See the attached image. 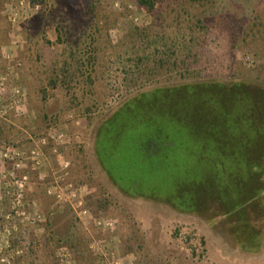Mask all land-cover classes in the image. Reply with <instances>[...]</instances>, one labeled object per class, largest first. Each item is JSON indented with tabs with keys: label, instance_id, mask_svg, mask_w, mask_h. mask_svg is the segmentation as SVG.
Segmentation results:
<instances>
[{
	"label": "rangeland",
	"instance_id": "obj_1",
	"mask_svg": "<svg viewBox=\"0 0 264 264\" xmlns=\"http://www.w3.org/2000/svg\"><path fill=\"white\" fill-rule=\"evenodd\" d=\"M25 1L30 7L22 9L21 23L13 27L8 13L20 0H0V46H15L21 63L15 83L27 90L34 110L30 118L6 121L15 128L6 144L38 147L45 160L27 171L20 199L12 182L4 188L0 181V195L9 196L0 197V264H27L21 257L42 241L49 212L61 206L66 211L51 219L56 231L82 228L90 250L103 256L104 264L109 256L91 249L94 241L115 249L129 264H264V0H155L153 12L139 0ZM35 4L41 6L37 11ZM130 25L173 31L177 59H185L179 71L159 77L141 70L137 77L125 73L117 62L125 50L118 44ZM46 41L52 43L45 50L50 68L53 60L63 65L72 52L86 57L94 45L105 58L94 73L74 65V79L46 83L35 64ZM38 76L41 90L36 82L25 83ZM132 106L156 120L153 126L140 121L131 142L150 139L159 155L169 157L159 158L149 173L169 190L183 180L178 194L185 205L132 195L106 172L98 154L99 133L118 110ZM181 123L199 137L214 138L213 159L206 156L208 145ZM56 128L67 132L68 142L57 144L49 137ZM135 148L131 158L138 163L142 156ZM55 180L82 187L92 212L116 219L117 228L104 231L85 223L69 203L49 196L46 185Z\"/></svg>",
	"mask_w": 264,
	"mask_h": 264
},
{
	"label": "trees",
	"instance_id": "obj_2",
	"mask_svg": "<svg viewBox=\"0 0 264 264\" xmlns=\"http://www.w3.org/2000/svg\"><path fill=\"white\" fill-rule=\"evenodd\" d=\"M139 4L146 7L150 12H153L155 9V0H139ZM96 27L98 30L102 27L100 26L99 20L96 22ZM173 33V31L168 33L166 31L164 33L155 32L154 25L146 27H138L135 25L128 26L124 35V40L118 44L120 49L121 47L124 48L125 56L123 58L120 56L117 62L125 69V73L130 74L132 77H137L140 70L142 74L151 77H159L163 75L164 72L165 75L176 73L180 69L179 61L181 59H177L179 56L175 50L176 45ZM91 37L92 43H95L94 35ZM51 44L50 41H46V44H44L41 49L39 48L36 53L35 64L42 68V77H44L43 80L46 81V83L55 84L57 80H60L63 76L65 79H74L76 75L72 72L74 65L76 69L81 70L83 67H86L88 71L92 70L94 73L97 71L100 61L105 58V52H101V50L94 45V50L90 51L86 57L78 58V56L72 52L73 56H71L69 60L66 59L63 65L59 66L57 64L58 62L53 60L55 66L50 68L46 62L45 50L47 49V45ZM194 55L195 54H193V56ZM184 60L181 61L184 62ZM148 62H152L153 64L149 66ZM91 73L92 72H87L88 77H91ZM38 77L29 78L25 83L28 85L36 82L39 84V89L41 90L42 88H40V86L42 80ZM150 94L151 93L148 92L147 97H149ZM134 108V106L131 108L123 107L118 110L114 117L104 124L99 133L97 145L98 154L106 172L121 189L132 195H150L158 198L173 199L174 201H179L180 205H185V198L180 197L178 194L179 189L182 187L183 180L181 181L180 178L177 179L173 183L172 189L169 190L165 188L166 185L164 182L158 181V183L155 184L150 176L149 169L155 167L159 158H163L164 160L167 158L169 159V157H167V155L165 156L164 153L159 155V152L162 151L159 147L155 148L154 145L151 146L150 139H147L146 143L137 145L134 141L131 142V135L138 130L140 121L143 126H153L156 120V115H151L146 118L141 113H135L133 110ZM38 113L40 116L41 110H38ZM165 117L166 115L161 117V122L165 121ZM181 124L182 125L179 126L184 128V131L186 129L191 130L190 132L194 138H198L202 143L208 145L206 156L213 159L216 156V149L213 144L214 138L212 139L207 135L205 137H199L193 131L191 125L187 126L185 123ZM162 125H160V130L164 129ZM183 130L180 129L178 132L180 133ZM2 139L8 140V133L4 128L0 129V141ZM134 148L141 153L142 156V160L138 163L131 158V149ZM156 155H158L157 161ZM64 211H66L65 206H61L58 210L49 212L47 220L48 227L46 232L42 235V241L38 242L34 250L25 251L26 254L21 258H25L27 264H64L58 256L57 250L66 246L73 253L78 264H104L103 256L90 250L88 238H86V233L82 228L71 225L64 233L59 234V232L56 231L51 219H53L52 217L56 213L60 214Z\"/></svg>",
	"mask_w": 264,
	"mask_h": 264
},
{
	"label": "built area",
	"instance_id": "obj_3",
	"mask_svg": "<svg viewBox=\"0 0 264 264\" xmlns=\"http://www.w3.org/2000/svg\"><path fill=\"white\" fill-rule=\"evenodd\" d=\"M27 7H30V5L25 0H20L19 6L10 10L8 20L11 26L15 27L21 23L24 12L22 9H26ZM40 7V4H35L32 9L37 11ZM135 19L138 20L139 17ZM14 47L13 45L0 46V124L10 114L24 116L29 111L27 90L22 85L15 83V77L18 75V68L21 66V63L17 61ZM49 137L57 144L68 142L67 132L62 128H56L49 134ZM46 142L47 138L43 137L42 143L46 144ZM26 147L7 148L0 151L2 158L11 163V182L14 185L18 199L23 197V191L29 178L28 175L18 178L16 175L17 171L26 165L27 160L32 161L34 166L44 163L45 160V154L38 147L33 146L30 149ZM68 166V161L63 162L64 168ZM46 193L49 196L55 197L59 202L69 203L78 217L85 221V223L92 224L104 231L112 232L117 228L116 219L98 217L92 212L86 204L85 197L87 193H85L82 187H78L73 183L62 185L58 180H55L54 183L46 185ZM98 245L100 244L94 241L90 244V247L93 250L102 251L101 253L109 256L108 264H129L126 262L127 258H121L115 249L111 248L109 251L105 245L101 244L102 248ZM59 251V256L63 263L74 264L71 252L67 247H61Z\"/></svg>",
	"mask_w": 264,
	"mask_h": 264
},
{
	"label": "crops",
	"instance_id": "obj_4",
	"mask_svg": "<svg viewBox=\"0 0 264 264\" xmlns=\"http://www.w3.org/2000/svg\"><path fill=\"white\" fill-rule=\"evenodd\" d=\"M29 101H30V99L28 100V115L26 114V115H24V116H27V117H29L30 118V116H31V114L34 112V110L33 109H31V107H30V103H29ZM12 117H19V116H15V115H13V114H10L9 116H7V118H5V119H3L2 121H1V124H0V129H2V128H4V130H6L7 131V133L8 132H10L11 134L13 133V131L12 130H15V128L14 127H12L11 126V124L9 123H6V121H9ZM21 117V116H20ZM23 117V116H22ZM27 127H30V126H27ZM13 136V135H12ZM9 141V140H8ZM6 139H2L1 141H0V151L1 150H5V149H7V148H14L15 149V147H13V146H11L10 144H6V142H8ZM2 143H5L6 145H1ZM16 148H20V147H16ZM34 165H33V163L32 162H27L26 163V165L23 167V168H21L20 170H19V178L22 176H24V175H28V170L29 169H31V170H33L34 171V167H33ZM21 171L23 172V173H21ZM12 176H11V163L9 162V161H6V160H4L3 158H2V156H1V154H0V181H1V179H2V184H3V187L5 188V186H7L8 184H10L11 183V181H12ZM11 180V181H10ZM5 190H7V189H5ZM5 195V194H4ZM3 194H2V196H4ZM1 195H0V197H2ZM4 197H8L9 198V196L8 195H5ZM4 197H2V199H4Z\"/></svg>",
	"mask_w": 264,
	"mask_h": 264
}]
</instances>
